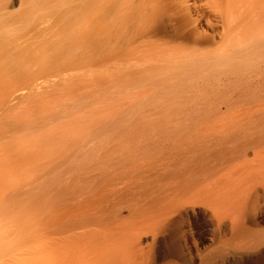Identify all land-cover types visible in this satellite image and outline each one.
Listing matches in <instances>:
<instances>
[{
  "label": "bare ground",
  "instance_id": "1",
  "mask_svg": "<svg viewBox=\"0 0 264 264\" xmlns=\"http://www.w3.org/2000/svg\"><path fill=\"white\" fill-rule=\"evenodd\" d=\"M0 264H264V0H0Z\"/></svg>",
  "mask_w": 264,
  "mask_h": 264
},
{
  "label": "rangeland",
  "instance_id": "2",
  "mask_svg": "<svg viewBox=\"0 0 264 264\" xmlns=\"http://www.w3.org/2000/svg\"><path fill=\"white\" fill-rule=\"evenodd\" d=\"M0 154H1V156H3V153L2 152Z\"/></svg>",
  "mask_w": 264,
  "mask_h": 264
}]
</instances>
